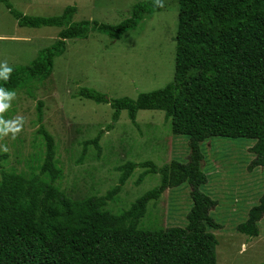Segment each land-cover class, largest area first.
Wrapping results in <instances>:
<instances>
[{
  "label": "trees",
  "instance_id": "trees-1",
  "mask_svg": "<svg viewBox=\"0 0 264 264\" xmlns=\"http://www.w3.org/2000/svg\"><path fill=\"white\" fill-rule=\"evenodd\" d=\"M0 1L18 26L59 27L57 38L38 50L29 63L8 66L6 79L0 74V88L9 94L3 101L18 91L33 97L36 83L51 75L54 58L64 52L67 39L85 38L91 29L120 38L163 6V0H142L127 17L108 24L72 21L73 5L56 16H43L23 13L7 0ZM177 1L171 81L136 98L109 99L87 86L79 87L74 95L109 103L113 122L122 110L135 125L138 110H162L171 133L187 136L186 159H171L160 166L149 160H126L117 166V184L104 194L71 198L55 183L61 173L54 157L55 139L43 124L44 102L38 99L37 133L45 144L43 155L36 158L40 163L17 171L4 166L8 155L0 151V264H217L218 241L213 230L222 225L211 215L218 201L201 190L208 181L201 166L202 142L206 148L213 136L252 139L248 169L264 165V0ZM105 127L109 130L113 123ZM103 131L86 140L85 147L92 144L100 150ZM136 167L144 171L135 183L150 173L160 175L158 185L144 191L128 208L112 211L108 201L115 200ZM184 182L191 199L186 222L144 225L148 204L165 189ZM263 216L264 191L236 229L249 237L258 236Z\"/></svg>",
  "mask_w": 264,
  "mask_h": 264
},
{
  "label": "rangeland",
  "instance_id": "rangeland-1",
  "mask_svg": "<svg viewBox=\"0 0 264 264\" xmlns=\"http://www.w3.org/2000/svg\"><path fill=\"white\" fill-rule=\"evenodd\" d=\"M7 1L18 11L43 16H56L65 6L73 5L76 10L72 21L90 19L115 24L142 0ZM177 14L178 1L163 0L161 9L120 38L91 29L85 38L67 39L64 52L54 58L51 75L36 83L33 97L18 91L3 101L8 105L0 111V151L8 155L4 166L20 171L40 163L36 158L39 153L43 155L45 144L37 133L38 99L44 102L43 124L55 139L54 157L61 172L55 183L71 198L92 192L104 194L117 184V166L126 160H149L158 166L171 159L185 160L187 136L171 133L162 110H138L137 125L122 110L113 122L109 103L74 95L79 87L87 86L109 99L136 98L140 92L161 88L171 81ZM58 30L55 26H18L0 1V71L29 63L38 50L57 38ZM111 122L113 127L106 130ZM101 129L100 150L92 144L85 147V141ZM210 141L213 143H206V148L202 142L205 155L201 166L208 181L201 190L218 201L211 211L222 225L213 230L218 241L217 264H264V216L259 221L258 236L249 237L236 229L264 191V165L248 169L253 158L249 152L252 139L213 136ZM143 171V167H136L115 200L108 201L112 211L128 208L144 191L158 185L160 175L150 173L135 183ZM190 206L189 186L184 182L165 189L155 202H150L142 223L183 225Z\"/></svg>",
  "mask_w": 264,
  "mask_h": 264
},
{
  "label": "clouds",
  "instance_id": "clouds-1",
  "mask_svg": "<svg viewBox=\"0 0 264 264\" xmlns=\"http://www.w3.org/2000/svg\"><path fill=\"white\" fill-rule=\"evenodd\" d=\"M10 69H8L7 67H4L3 69V73H0L4 76V78H7V72ZM8 93H3L2 88H0V111H2L5 107H7L8 105L6 103L3 102V99H6V97L8 96Z\"/></svg>",
  "mask_w": 264,
  "mask_h": 264
}]
</instances>
